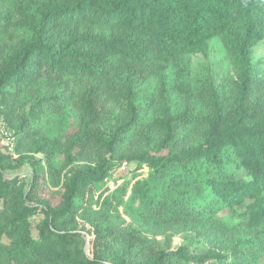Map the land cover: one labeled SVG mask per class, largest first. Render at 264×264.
Here are the masks:
<instances>
[{
    "label": "trees",
    "instance_id": "obj_1",
    "mask_svg": "<svg viewBox=\"0 0 264 264\" xmlns=\"http://www.w3.org/2000/svg\"><path fill=\"white\" fill-rule=\"evenodd\" d=\"M16 29L28 37L6 49ZM215 39L234 80L223 91L206 80L199 110L172 114L167 71L187 97L182 60L207 58ZM262 41L264 0H0V109L17 133L13 152L0 149V264H254L244 248L264 240V76L252 59ZM151 79L146 129L134 101ZM106 102L124 106L110 133L99 127ZM64 106L77 124L59 147ZM151 136L152 150L116 153ZM124 163L148 178L88 204ZM120 209L145 230L196 224L203 236L249 238L223 251L171 249L113 223Z\"/></svg>",
    "mask_w": 264,
    "mask_h": 264
},
{
    "label": "rangeland",
    "instance_id": "obj_2",
    "mask_svg": "<svg viewBox=\"0 0 264 264\" xmlns=\"http://www.w3.org/2000/svg\"><path fill=\"white\" fill-rule=\"evenodd\" d=\"M28 37V32L26 30L16 29L14 31V40L7 42L8 45L5 46L6 49L13 48L21 39ZM253 64L256 71L264 76V41L259 43L257 47L253 50ZM182 68L185 70V83L187 86L188 96L183 97L175 90V70L173 68L169 69L166 73L167 84L169 88L168 94V105L170 107L172 114H181L187 107H197L199 110L200 104L198 101L197 92L206 80H210L216 88L219 90H225L234 80V73L230 65V61L224 50L222 43L219 39H215L211 42V51L207 58L201 56H188L184 57L182 60ZM158 99V83L156 79H151L147 83L143 84L136 91L135 104L138 113V119L142 124V128L148 129L147 124H150L156 113V105ZM121 103L116 102H106L105 108L102 113V119L99 123V127L107 133H110L111 129L114 128V123L123 118L124 106ZM0 109V121H3L8 128V122H6L5 117ZM64 113V118H57L54 122L53 136L59 143V147H63V140L69 137L70 134H74V128L77 124V115L75 111L71 109L70 106H64L61 108ZM11 129V128H10ZM17 139V133L15 130L11 129ZM70 130V131H68ZM154 135V134H153ZM155 142L153 136H151L145 143H141L139 139L132 137L124 140L121 147L118 148L116 153L119 155L124 153H135L141 149H151ZM0 149H3L2 139L0 137ZM39 158H43V155H38ZM62 162V161H61ZM63 163V162H62ZM62 167V166H61ZM60 168L57 169V173L60 174ZM30 169L25 167L16 173H29ZM64 173V172H63ZM150 170L147 168L137 169L136 163H124L122 164L113 174L112 177L107 182V186L102 188V191L95 189L91 191L88 195V204L91 202L100 203L104 201L102 196L104 190L109 189L110 191L118 190L119 186L126 183H131L136 179L148 178ZM118 195L121 194L117 192ZM126 200L128 197L125 198ZM121 216L122 219L117 217ZM123 221V225L127 224L131 227L139 228L135 222L129 217H127L123 210L120 209V213L113 215V223L120 224ZM83 222H81L82 224ZM89 226V225H88ZM141 229V228H139ZM201 225H182L179 227H164V228H148L147 230L141 229L142 232L146 233L151 239L154 238L161 243H167L171 249H177L183 245H190L201 248H213L217 247L220 251L221 249L226 250L227 247L234 246L239 243V240H244L249 238V233L245 231H236L232 237L227 238L219 235H204L201 232ZM192 247V246H191ZM247 253H249L250 258L254 257L256 262L254 264H264V240L261 244H258L256 248L249 251L244 248ZM108 264V263H103Z\"/></svg>",
    "mask_w": 264,
    "mask_h": 264
},
{
    "label": "built area",
    "instance_id": "obj_3",
    "mask_svg": "<svg viewBox=\"0 0 264 264\" xmlns=\"http://www.w3.org/2000/svg\"><path fill=\"white\" fill-rule=\"evenodd\" d=\"M0 137L3 145L2 151L4 153L13 152L16 143V135L3 121H0Z\"/></svg>",
    "mask_w": 264,
    "mask_h": 264
}]
</instances>
